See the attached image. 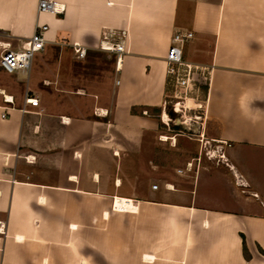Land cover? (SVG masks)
I'll return each instance as SVG.
<instances>
[{
	"label": "crops",
	"instance_id": "0c3cea01",
	"mask_svg": "<svg viewBox=\"0 0 264 264\" xmlns=\"http://www.w3.org/2000/svg\"><path fill=\"white\" fill-rule=\"evenodd\" d=\"M58 1L61 15L0 0L9 50L48 27L39 69L0 86V264H264V0ZM110 33L123 53L98 90L84 67ZM175 33L192 34L183 60L209 69L183 167L157 155L163 127L145 111L164 116ZM212 145L219 163L203 155Z\"/></svg>",
	"mask_w": 264,
	"mask_h": 264
},
{
	"label": "built area",
	"instance_id": "2783aa9c",
	"mask_svg": "<svg viewBox=\"0 0 264 264\" xmlns=\"http://www.w3.org/2000/svg\"><path fill=\"white\" fill-rule=\"evenodd\" d=\"M37 11L40 14L61 15L64 12V5L58 0H37ZM47 29L48 27L45 24L37 25L33 35L22 45V49L18 52L9 50V45L4 44V51L0 55V69L9 74L28 70L34 54L44 49ZM112 37L113 33L105 35L99 49L118 56L116 60L117 70L120 65V55L123 53V46L120 41L116 44L112 43L110 40ZM191 37L192 34L190 33H175L172 36L170 46L165 55L166 74L171 85V90L167 93L163 105L164 116L167 118L165 111L167 112V108H170L171 114L168 115L177 117L173 120L168 118V121H164L163 116L162 123L166 126H168L167 122L174 124L178 118H181L189 125L196 123L200 126L201 123V111L204 107L202 88L207 86L209 69L189 64L183 60L181 46ZM74 51L78 54L79 58H84V49L74 46ZM27 102L32 106H38V102L35 100L28 99ZM192 111L194 113L189 114ZM198 111L199 114H196ZM200 136L203 137L202 135ZM206 156L209 157L208 151H206ZM191 166V163L187 164L188 169ZM178 173H182V171L178 170ZM152 189L156 190L157 185H153ZM0 235H5V225L1 222Z\"/></svg>",
	"mask_w": 264,
	"mask_h": 264
},
{
	"label": "rangeland",
	"instance_id": "374dc122",
	"mask_svg": "<svg viewBox=\"0 0 264 264\" xmlns=\"http://www.w3.org/2000/svg\"><path fill=\"white\" fill-rule=\"evenodd\" d=\"M3 47H4L3 44L0 43V55L4 51ZM13 50H15V49L13 48ZM40 53L41 52L35 53L33 58H32V61H31L33 66H35L36 70L39 69L38 65H40L42 63V59H43L42 56L40 55ZM190 53H191L190 48L188 46L183 48V54L184 55L190 54ZM45 54H46V58L51 55L49 50H46ZM94 61H95L94 67H91V68L84 67L86 69V71H85L86 81L89 82L92 79H94L95 76H97V78L98 77L101 78L99 83L96 82L98 90H105L110 85V83L112 81V75H111L110 71L112 70V66H113V57L111 56L110 52L102 51L99 49L97 52V55L94 58ZM66 69H68L67 66L62 67L63 71H66ZM11 77H12V75H9L5 72L0 71V86H7V85L10 86L11 83H13ZM67 78H70V76L68 75ZM75 83L78 85L83 84V83L79 84L77 82H75ZM30 89L34 90L32 87ZM57 107H60L62 110H64V108H65L64 105H61V106L57 105ZM167 110L170 111V108H167ZM165 113H166L167 118L164 116V118H163L164 121H168V118H170L171 120H173L174 118H177L174 115L169 116L166 111H165ZM191 113H194V112L192 111L189 114H191ZM196 114H199V111L196 112ZM159 120L162 123L161 117H159ZM167 123H168V126L163 124L164 127L161 131L162 132L161 136H165L169 139L166 142H162L163 145H161V147L159 148V150L156 153H157V155L161 156V159L165 160L167 163L173 162L175 167H178V166L183 167L187 160H189L192 156H195L197 154L198 143H196L194 141H195V139L200 137L199 130L197 133L192 132V131L185 132L181 128L179 130H172L171 126H170V122H167ZM201 133H202V131H201ZM174 136H177L175 143H173V141H171L172 137H174ZM207 148L208 149L203 151V155H205L204 157H206L210 161H213L214 163H219L220 151L213 145L210 147L207 146ZM206 151H208L209 157L206 156ZM186 166H187V164H186ZM145 167L146 166L144 165V162L140 161L139 164L137 165V168H138L137 171L141 175L145 174L147 171ZM256 172L259 173V170H257Z\"/></svg>",
	"mask_w": 264,
	"mask_h": 264
},
{
	"label": "trees",
	"instance_id": "16d2710c",
	"mask_svg": "<svg viewBox=\"0 0 264 264\" xmlns=\"http://www.w3.org/2000/svg\"><path fill=\"white\" fill-rule=\"evenodd\" d=\"M170 82L169 81H167V84H166V91H169L170 89ZM206 88H207V86H205V87H203L202 88V90H203V93L205 94V92H206ZM146 112H147V114H153V115H155L156 117H160V115H161V109H151L149 112H148V110L146 109L145 110ZM167 113L168 114H171V112L170 111H168L167 110ZM170 126H171V129L172 130H179L180 129V127H178V126H175L174 124H172V123H170ZM161 127H164V125L161 123Z\"/></svg>",
	"mask_w": 264,
	"mask_h": 264
},
{
	"label": "bare ground",
	"instance_id": "6f19581e",
	"mask_svg": "<svg viewBox=\"0 0 264 264\" xmlns=\"http://www.w3.org/2000/svg\"><path fill=\"white\" fill-rule=\"evenodd\" d=\"M161 139H162L163 142H166V141H168L169 138H167L165 136H162ZM133 207H132L130 201L116 199L115 209H117L118 211L132 210Z\"/></svg>",
	"mask_w": 264,
	"mask_h": 264
},
{
	"label": "water",
	"instance_id": "95a60500",
	"mask_svg": "<svg viewBox=\"0 0 264 264\" xmlns=\"http://www.w3.org/2000/svg\"><path fill=\"white\" fill-rule=\"evenodd\" d=\"M174 125L180 127L185 132L192 131L197 133L199 128L198 124L195 123L189 125L185 123L181 118L176 119Z\"/></svg>",
	"mask_w": 264,
	"mask_h": 264
}]
</instances>
